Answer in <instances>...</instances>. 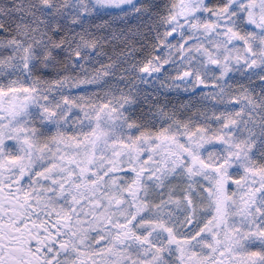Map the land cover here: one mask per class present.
Here are the masks:
<instances>
[{
	"label": "snow or ice",
	"instance_id": "6c2138e0",
	"mask_svg": "<svg viewBox=\"0 0 264 264\" xmlns=\"http://www.w3.org/2000/svg\"><path fill=\"white\" fill-rule=\"evenodd\" d=\"M0 264H264V0H0Z\"/></svg>",
	"mask_w": 264,
	"mask_h": 264
},
{
	"label": "rangeland",
	"instance_id": "374dc122",
	"mask_svg": "<svg viewBox=\"0 0 264 264\" xmlns=\"http://www.w3.org/2000/svg\"><path fill=\"white\" fill-rule=\"evenodd\" d=\"M173 99L175 98L174 96L172 97ZM176 99V98H175Z\"/></svg>",
	"mask_w": 264,
	"mask_h": 264
},
{
	"label": "flooded vegetation",
	"instance_id": "af4514ba",
	"mask_svg": "<svg viewBox=\"0 0 264 264\" xmlns=\"http://www.w3.org/2000/svg\"><path fill=\"white\" fill-rule=\"evenodd\" d=\"M175 97V96H174ZM176 98V97H175Z\"/></svg>",
	"mask_w": 264,
	"mask_h": 264
},
{
	"label": "trees",
	"instance_id": "16d2710c",
	"mask_svg": "<svg viewBox=\"0 0 264 264\" xmlns=\"http://www.w3.org/2000/svg\"><path fill=\"white\" fill-rule=\"evenodd\" d=\"M175 99V98H174Z\"/></svg>",
	"mask_w": 264,
	"mask_h": 264
}]
</instances>
